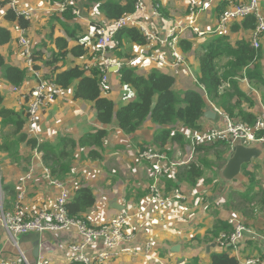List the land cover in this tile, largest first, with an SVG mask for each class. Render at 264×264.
<instances>
[{"label":"crops","instance_id":"0c3cea01","mask_svg":"<svg viewBox=\"0 0 264 264\" xmlns=\"http://www.w3.org/2000/svg\"><path fill=\"white\" fill-rule=\"evenodd\" d=\"M6 1L15 3L17 10H32L29 13V17L27 16L31 21V27L25 31V36L32 45V53L41 51L45 59L49 58L55 51V46L50 40L52 35L64 36L69 40L71 47L76 45L77 42L69 38V33H73L77 37H84L83 41L87 42L91 47V55L76 59L69 57L64 63L63 70L89 63L93 54L94 25L99 24L100 27L110 23L99 12L97 6L91 7V9L87 8L85 0H67L74 2V5L77 4L78 15L72 20H67L63 23L59 22L61 19V12H59L61 5H53L50 0ZM144 1L145 9L134 15L135 24L131 27H135L138 30L142 27L155 30L162 41L150 42L146 46H139L123 40L122 47L118 50L112 49L108 53L109 58L114 62L122 64L121 68L125 65L129 66L128 63L133 58L152 53L159 54L160 57L174 64L176 55L169 45L164 43V40H170V33L178 25L194 20L195 27L202 31H211L217 26L220 14L226 8L229 10L235 7L237 3L249 2V0ZM205 2L207 3L203 5ZM191 3L197 4L194 15L190 11ZM155 5L161 9V16L157 13ZM260 6L264 11V0L260 1ZM4 14L5 10L0 7V26L9 28L12 31V40L9 44L0 46V53L5 57L8 65L26 70L28 73L27 80L23 86L15 88L4 79L3 70L0 69V94L4 97L3 107L5 109L26 114L30 92L36 87L39 77L34 71V64L32 67L29 66L28 57L20 44L22 31L17 24L5 21ZM242 20L233 22L225 33L231 38L233 44L242 39L250 42L253 39L254 32L252 33V31L241 30L233 32L231 30L234 23H239ZM212 36H198L191 29L178 31L176 53L183 56L188 66V69L185 66L178 68L179 74H175L176 68L174 66L167 67L151 62L138 63L135 69L139 74L145 76L152 70H158L174 77L176 80L174 90L181 95L189 90H200L198 84L200 75L198 50ZM180 41L191 43V50L183 51L179 45ZM261 47L264 55V35L261 39ZM38 66L40 67L39 72L44 75L50 73V68L44 62H38ZM121 68H116L117 71L109 74L108 83L103 90V96L113 100L115 103L116 111L121 106L136 100L135 97L133 100H129L132 97L133 89L124 87L121 83ZM241 89L253 100V105L246 106V110L257 117L263 112V93L245 79L241 80ZM205 101L207 107L215 110L216 107L207 97H205ZM201 124L205 130L225 126L223 116L218 113L215 120L203 117ZM173 128L179 130L182 134L186 133L187 137L191 134L185 131L182 123L177 124ZM3 129L5 132L9 131V128L3 127L2 118L0 117V132ZM100 129H109V135L104 142L103 160L97 162L83 161L82 158L88 153L89 149L82 150L79 148L76 152L73 175L66 183V186L72 194L75 188L81 185L89 186L94 190L96 204L86 215L87 220L93 227L125 219L124 235L133 236V239L131 241L121 239L115 253H111L108 250L104 239H96L85 251L93 264H212V254L223 251L216 247L210 254H207L205 246L211 243L202 244L196 241L195 238L198 237L201 240L206 238L208 231L214 227L218 219H223L227 222L244 221L256 233L254 238L251 237L246 241L245 246L238 250L240 253H230L240 264H244L248 258L264 256L262 245L257 239L264 236V212H261L256 218L247 219L242 214L233 212L227 206L234 192L244 190L247 179L243 173L240 179L228 185L224 190H220L219 169L216 174L210 173L211 176L215 175L217 177L215 178L216 184L206 185L205 182L201 181L196 187L182 185V191L187 196L185 202L169 199L165 208L155 205L152 207L144 206L151 183V164L139 160L137 153L140 150L147 149L159 150L155 138L163 130V127L153 123L151 120H148L137 133L126 135L121 131L117 120L113 121L109 127L100 123L97 120L96 111L93 109L92 104L77 100L74 88H70L64 91L61 97L44 108L36 138L42 142L54 141L58 136L80 140L85 135L95 133ZM24 132L29 134L26 126ZM21 153L22 155H33L30 165H27V169L12 164L6 154L0 153V193L3 196L5 195L1 190V182L5 185H13L17 191L24 189L25 197L21 205L23 212L27 215H34L40 210L50 211L54 209L59 192L57 189L55 192L50 190L54 187L46 180V168L42 162L41 154L31 151L28 146H21ZM173 155L176 157V151L173 152ZM183 155H187V153L183 152ZM249 165L250 171H256L257 176L264 183V159L252 161ZM30 172L32 173L31 178L21 184L20 179L28 176ZM114 201H118L125 206V211L119 212L112 208L110 205ZM15 204L16 199L10 205L11 211L14 210ZM2 205L3 200H1L0 196V212L4 211ZM44 241L41 245V254L37 262L41 264H74V254L71 252L70 246L81 243L83 235L77 227H71L58 233H46ZM178 245L181 250L178 253H174L172 249ZM0 256L6 261H13L17 256L12 251L8 231L1 220ZM195 259H198L197 263L194 262Z\"/></svg>","mask_w":264,"mask_h":264},{"label":"trees","instance_id":"16d2710c","mask_svg":"<svg viewBox=\"0 0 264 264\" xmlns=\"http://www.w3.org/2000/svg\"><path fill=\"white\" fill-rule=\"evenodd\" d=\"M85 1V6L89 9L97 6L99 12L105 16L108 22L119 20L136 12L137 0ZM50 2L53 5H62L66 0H50ZM0 7L5 10V21L17 24L18 28L22 30L31 27L30 19L11 8L9 1L0 0ZM155 7L162 15L161 9L157 5ZM73 9L78 10L77 4L69 6L66 11L61 13L59 22L63 23L75 18L77 15L73 14ZM226 10L227 8L221 12L220 16ZM257 24V18L250 15L241 22L234 23L231 30L233 32L241 30L254 32ZM100 27L99 24L94 25V42L98 37L97 32ZM68 36L77 42L73 47L64 36L52 35L50 40L55 46V51L49 58L45 59L41 51L32 53L34 69L40 71L38 62H44L50 68V73L45 74L46 79L54 82L63 90L74 88L75 98L92 104L97 120L103 125L109 127L113 121L117 120L121 131L126 135L137 133L148 120L163 127L155 141L159 150L167 152L169 159H175L174 151L171 150L173 144H177L183 152H187L190 144L187 136L176 131L173 127L182 123L187 133L205 130L201 124L207 107L205 97L225 116L238 119L249 125H253L257 117L246 110V106L253 105V100L241 89V80L245 79L260 89L263 93L264 103L262 47L255 48L253 42L244 39L233 44L228 35L217 33L198 50L200 90H189L181 95L174 90L176 83L174 77L158 70H152L145 76L139 74L134 67L125 65L120 71L121 83L124 87L135 90L138 100L129 102L116 111L113 100L103 96L104 88L101 76L96 70L87 71L84 69V65L63 70L64 63L69 57L75 59L86 57L89 56L91 50L88 43L83 41L84 37H77L73 33H69ZM11 40L12 31L0 26V46L9 44ZM116 40L119 41V47L116 50L123 46V40L139 46L148 45L145 36L135 27H127L118 31ZM179 45L185 52L192 48V44L186 41H180ZM0 69L3 70L4 79L15 88L22 87L27 80L28 72L8 65L1 53ZM3 102L4 97L0 94L2 125L4 128H9V131L5 132L3 129L0 132L2 140L0 153L6 154L12 164L27 169L33 155H22L21 146H28L31 151L41 154L42 162L51 178L66 185L73 175L76 152L79 148L89 149L88 153L83 156V161L103 160L104 142L109 135V129L97 130L95 133L85 135L80 140L58 136L54 141L42 142L24 132L26 114L5 109ZM169 146L170 148L167 149ZM229 151L230 145L226 141H218L208 146H197L195 148L196 161L177 167L174 173L168 174L170 177L167 176L165 180L166 193L181 188L182 185L196 187L201 181L206 185L216 184L215 178L217 177L211 176L210 173L216 174L225 165V155ZM249 166L248 164L243 167L242 173L247 179L244 190L234 192L227 206L233 212L242 214L244 218L253 219L264 212V183L257 176L256 171H250ZM1 190L5 194L3 210L11 211L10 205L16 199L17 189L13 185H5L1 182ZM95 204L94 190L86 185L78 186L73 191L72 199L66 205L68 216L70 219L85 221L88 224L86 215L95 207ZM233 231L234 228L229 222L218 219L214 227L208 231L206 238L201 240L197 237L195 240L202 244L215 243L221 233L230 234ZM260 258L264 260V256ZM194 262L197 263L198 259H195ZM211 262L212 264H240L235 257L227 252L212 254Z\"/></svg>","mask_w":264,"mask_h":264},{"label":"built area","instance_id":"2783aa9c","mask_svg":"<svg viewBox=\"0 0 264 264\" xmlns=\"http://www.w3.org/2000/svg\"><path fill=\"white\" fill-rule=\"evenodd\" d=\"M260 1L261 0H250L247 3H239L232 9L225 11L220 16L215 29L211 31H202L195 27L194 20L178 25V27H176L170 33V40H164V43L168 44L170 49L176 55V62L174 64H171L156 53L133 58L128 64L134 68L136 64L145 62L161 64L162 66L167 67L174 66L176 68L175 74H179V71L177 70L178 68H183L185 66V68L188 69V66L185 63L183 56L176 53L178 46V31L191 29L198 36L215 35L217 33L224 34L228 31L230 25L233 22L242 20L250 15H254L258 20L257 28L253 33L252 42L255 48H259L261 46V39L264 35V11L261 9ZM72 5L74 6V2L66 0V2L60 6L59 12L63 13L69 6ZM10 7L26 18H28L29 13L32 12L31 9L27 11H20L19 9L17 10L15 3H10ZM196 8L197 4L191 3L190 11L192 15L195 14ZM144 9L145 1L137 0L136 12L134 14L127 15L119 20L110 22L108 25H103L99 28L97 32L98 37L94 42L91 60L89 63L84 65V69L87 71L96 70L101 76L103 88L108 83L111 70L114 68L119 69L122 66L121 63L114 62L108 56L110 50H116V48L119 47V41L116 40V34L121 29L134 25V15L137 12L143 11ZM155 9L159 16H161L157 7H155ZM73 14L78 15V10L73 9ZM20 30L23 33L20 37V44L24 49L26 56L28 57L29 66L32 67L34 64L31 57L32 45L30 40L25 36L26 30ZM139 31L145 36L148 43L162 41L155 30L142 27ZM34 71L39 77V81L36 87L30 92L25 126L27 127L29 135L31 134L30 136H35L36 138L39 123L41 121L42 111L51 102L61 97L66 90H63L54 82L46 79L43 73L36 70ZM188 71L190 72V70ZM215 111L223 116L225 126L214 127L202 132L189 134L187 138L190 140V144L187 148V155H183L182 149L177 144H173L171 150L176 151V157L181 158L180 160L177 161L175 159H169L167 152H163L161 150L147 149L140 150L137 153L139 160L151 164V183L148 189V198L144 201L145 207H152L155 205L160 208H165L169 202V199L176 200L177 202H185L187 200V196L182 191V188L174 189L167 194L165 180L167 179L168 174L174 173L177 167L187 165L197 160L195 157V148L197 146H208L218 141H226L229 143L231 150L234 143L237 141L242 142L245 146H252L264 141V106L263 112L260 115H257V120L253 125H249L248 123H243L238 119H232L228 116H225L217 108H215ZM31 176L32 173H28V176L20 179V183H25L29 178H31ZM45 176L50 185L59 192L54 209L50 211L40 210V212L34 215L25 214L21 205L25 197V190L21 189L20 191H17L14 210L0 212V220L8 231L9 241L14 247L19 249L20 238L29 234L39 233L40 235H43L46 233H58L66 231L71 227H77L83 235V241L70 246V250L74 254L73 263L93 264L91 258L85 253V251L96 239H104L108 250L111 251V253H115V251L118 249L119 241L121 239H125L127 241H131L133 239V236L124 235L126 224L125 219L107 223L99 227H93L89 221H87V224L85 221L70 219L67 213L66 205L72 199V193L65 184L53 180L47 169L45 171ZM229 223L233 226L234 231L230 234L221 233L215 240V244L216 247L223 252L238 254L240 253L238 250L242 248V246H245L247 240H249L251 237L254 238L256 233L249 226V224L245 223L244 221H230ZM262 237L264 238V236ZM263 263L264 260H262L260 257H251L246 259L244 264ZM0 264H27V260L25 258V254L20 251V254L16 256V259L13 261H6L0 256ZM37 264L41 263L37 262Z\"/></svg>","mask_w":264,"mask_h":264},{"label":"water","instance_id":"95a60500","mask_svg":"<svg viewBox=\"0 0 264 264\" xmlns=\"http://www.w3.org/2000/svg\"><path fill=\"white\" fill-rule=\"evenodd\" d=\"M117 71L116 68L112 69L111 72ZM217 113L210 107H206L204 118L215 120ZM264 159V141L259 142L252 146H245L242 142L237 141L234 143L233 148L225 157V165L218 171L220 190H224L228 185L233 184L235 181L240 179L243 167L251 164L255 160ZM53 192L55 188H51ZM112 208L119 212L125 211V206L121 205L118 201H114L110 205ZM45 234L40 235L39 233L29 234L20 238L19 249L11 244L12 251L15 255H19L20 251L25 254L27 264H37L38 258L41 254V245L44 241ZM258 240L262 245V251L264 252V238L259 237ZM216 248L215 243H211L205 246L207 254H210L213 249ZM181 248L175 246L172 251L174 253L180 252ZM160 264V263H156Z\"/></svg>","mask_w":264,"mask_h":264},{"label":"rangeland","instance_id":"374dc122","mask_svg":"<svg viewBox=\"0 0 264 264\" xmlns=\"http://www.w3.org/2000/svg\"><path fill=\"white\" fill-rule=\"evenodd\" d=\"M206 3H207V2H205L204 5H205ZM202 7H203V6H202ZM134 97L136 98V100H138V97H136V93H135V91L132 90V97L129 98V100H133ZM136 100H135V101H136ZM179 149H180V148H179ZM180 151H181V150H180ZM182 154H183V153H182ZM180 159H181V158H179V157H175V160H177V161L180 160ZM251 169H252V168H251ZM252 170H253V169H252ZM260 170H261V169H260ZM258 174H259V173H258ZM259 176L262 177V175H260V174H259ZM3 197H4V196L1 194V200H3Z\"/></svg>","mask_w":264,"mask_h":264},{"label":"bare ground","instance_id":"6f19581e","mask_svg":"<svg viewBox=\"0 0 264 264\" xmlns=\"http://www.w3.org/2000/svg\"><path fill=\"white\" fill-rule=\"evenodd\" d=\"M250 1V0H249ZM253 33V32H252ZM252 42V41H251Z\"/></svg>","mask_w":264,"mask_h":264}]
</instances>
